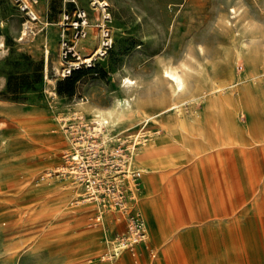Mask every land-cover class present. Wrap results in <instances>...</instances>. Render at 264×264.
<instances>
[{
    "label": "rangeland",
    "instance_id": "rangeland-1",
    "mask_svg": "<svg viewBox=\"0 0 264 264\" xmlns=\"http://www.w3.org/2000/svg\"><path fill=\"white\" fill-rule=\"evenodd\" d=\"M63 1L40 0L37 9L50 24L39 31L37 23L35 33L23 34L24 17L14 0H0V264L121 262L109 247L123 228L121 213H112L114 225L104 229L95 220L97 204L80 202V186L73 196L60 187L39 192L31 188L47 179H72L61 170L69 149L63 123L70 111L80 110L79 94L86 96V104L107 105L126 89L138 87L160 93L166 108L172 99L180 102L185 131L177 172L186 189L171 182L151 183L148 190L143 178V189L132 198L162 202L180 192L199 221L179 225L181 220L168 212L167 220H158L155 244L141 208L149 236L137 246L140 254L124 251L129 264H144L153 247L164 250V231L176 243L170 254L184 255L186 264H201V247H262L261 256L245 259L225 251L214 264H264V0H106L112 46L95 68L83 69L73 83L56 72L63 62L54 23ZM230 5L240 11L233 23L236 44L247 48L242 63L234 59L229 39L219 41L213 31ZM176 22L180 25L174 28ZM96 41L89 36L83 43L91 49ZM203 41L206 52L199 54ZM164 65L182 72L184 91L171 92L161 76ZM123 78L135 82L126 88ZM221 99L230 104L249 144L226 143L230 131ZM172 112L157 117L164 127L173 123ZM139 125L129 127L137 130ZM185 238L196 247H180ZM100 245L104 253L96 254Z\"/></svg>",
    "mask_w": 264,
    "mask_h": 264
},
{
    "label": "built area",
    "instance_id": "built-area-1",
    "mask_svg": "<svg viewBox=\"0 0 264 264\" xmlns=\"http://www.w3.org/2000/svg\"><path fill=\"white\" fill-rule=\"evenodd\" d=\"M14 2L24 17L23 34L35 33L37 23L41 24L39 31L50 24L37 9L40 0ZM111 23L106 0H86L84 5L78 0H64L54 23L59 29V56L63 62L56 71L58 75L64 78L77 70L95 68L112 46ZM92 27L96 29L94 33H91ZM89 36L97 38L91 49L83 43ZM86 99L79 94L81 102ZM69 114L63 123L69 149L64 154L62 173L71 176L83 189L81 203H95L100 210L125 213V229L113 239L112 252L116 255L125 249L134 251L147 235L142 214L128 204V200L134 201L132 195L139 190L142 176V170L134 166V152L156 131L147 128L146 121L132 132L109 127L110 119L102 115L86 117L80 110H72ZM100 210L96 213V221L101 220Z\"/></svg>",
    "mask_w": 264,
    "mask_h": 264
},
{
    "label": "bare ground",
    "instance_id": "bare-ground-1",
    "mask_svg": "<svg viewBox=\"0 0 264 264\" xmlns=\"http://www.w3.org/2000/svg\"><path fill=\"white\" fill-rule=\"evenodd\" d=\"M239 13H240L239 7H236L235 5H230L228 11L222 17L221 21L215 24L213 31L216 39H218L219 41L229 39L230 43L233 45L232 55L234 59L242 63L247 57V48L246 46L244 47L242 44L239 43L236 44V40L239 39V36L236 33V29L234 27L235 25L233 23V19L236 16H238ZM205 44H206L205 41H203L200 42V44L198 45L199 54H204L206 52ZM218 52L220 51L218 50ZM166 73L168 75H166ZM161 76L165 79L166 83L171 89V92L174 95L184 91L185 80L181 71L177 70L172 66L164 65L161 70ZM171 77H175V79ZM178 79L183 84L182 88L179 87L177 84ZM123 81L124 84H126L125 86L131 85L130 83L127 82H133V83L135 82L134 80L129 78H123ZM141 101H142V97L135 96L134 94H132L129 98L125 97L124 102L119 105L117 104L116 107L114 108L113 110L114 116L110 118L109 127H114L117 122L129 118L134 113H138L141 115L140 122H137V124L141 125L142 122L144 121H146V123L150 122L151 125L157 124L159 129L162 130V133L156 134L157 133L156 131V133L151 136L148 142L140 145L139 147H136V150L134 152V157L136 158L137 165L141 167L144 171L143 178L146 183L145 185L149 190L150 187L149 185L151 183L162 185L163 183L170 184L171 182H176L184 186V188L186 189L182 175L177 172V168L181 165L179 159L183 150L182 149L183 143L181 141L180 136L182 132L185 131V127L182 122L183 118L181 114L180 102L172 99L168 105V108L164 110H158L152 113H146L141 110L140 107ZM221 106H222L223 114L227 120V128L230 131V137L226 143L234 147H241L243 145L249 144V141L247 140V137L242 131L236 117L231 115L230 107H229L230 104L228 103V101L225 99H221ZM170 110L173 111L172 112L173 123L172 124L170 123V125L164 127L162 120L156 117L161 116ZM100 115L102 116L111 115V113H107V114L101 113ZM75 183H76L75 180L73 178L69 179V177H67V179L61 183H57L55 180L52 179H47L45 182H43L40 185L35 184L31 189H33L36 192H39V191L48 190L52 187L55 188L60 187L63 190H65L66 195L73 196L75 195V193H77V188L79 187V184H75ZM180 194H181L180 192H176V193L172 192L170 193L169 198L162 202L158 201L156 198L153 197L149 198L148 200L137 202L140 209L143 208L147 212V218L150 225L151 236L152 238L153 236H155V238L153 239L155 244L159 242L158 235L160 228H159L158 220L161 219L167 220L169 217L168 212H172L174 215H176L178 220H181V222H179V225L187 224L188 226H190L195 221H199L198 215L194 213L192 206L188 203L187 196ZM165 203H167V205L169 206L168 209L165 206L166 205ZM92 206H94V204H92ZM100 211L101 212L98 213V215L101 216V223L104 229H106L107 227L112 228V226L114 225L112 222L113 220L112 213H110L108 209H105V211L104 210H100ZM183 216H185L184 220H183ZM143 219H144L145 229L147 231V235L145 238L146 240L147 237L149 236V232L144 214H143ZM164 232H165L164 240H167L165 243L166 247L161 252H158L153 247L152 253L149 254L148 256L149 259L146 260L144 264H186V258L184 255L176 256L170 254V251L173 249L172 247L176 246V243L170 241L168 239L167 232L166 231ZM194 244L197 245V243L195 242ZM194 244H191L190 241L187 240V238H185V242L182 245H180V247H196ZM111 246L112 245H109L110 248ZM103 249L104 247H102L101 245L98 246L96 250L97 252L96 254L104 253L101 252ZM201 249H202V254L205 255L204 258L201 260L202 261L201 264H214L215 259L222 258L225 251H227L229 254L233 256H238L239 258L242 259L249 257H259L262 254L261 252L262 247H201ZM112 250L113 249H111V251ZM124 251L125 250H122L121 252H117L116 255H113V257L115 258L121 257L120 258L121 262L119 264H129L131 261L129 260V257L127 255H124ZM196 254L198 253L196 252Z\"/></svg>",
    "mask_w": 264,
    "mask_h": 264
},
{
    "label": "crops",
    "instance_id": "crops-1",
    "mask_svg": "<svg viewBox=\"0 0 264 264\" xmlns=\"http://www.w3.org/2000/svg\"><path fill=\"white\" fill-rule=\"evenodd\" d=\"M78 1L80 3H82L83 5L86 4V0H78ZM68 5L71 6L70 3ZM93 14H94V12H91V15H93ZM179 25H180V23L176 22L174 25V28L179 27ZM91 33H94V31L92 29H91ZM175 41L178 42L177 40H175ZM125 85L126 84H124V86ZM125 87L129 88L130 85L125 86ZM131 91L132 90H130V89H126L123 96H118V98H116V100H111L107 105H101L98 103H96V104L80 103L79 104L80 106H78V108L81 111H83L86 116L98 115V114L100 115L101 113H104V114L111 113V115H105V117H108L110 119L114 116L113 110L116 107V105L122 104L125 97L129 98L132 94H134L135 96H141L143 98V103L140 105L141 110L143 112H156L158 110H164L167 106V104H166L167 102H165V99L162 97V95L160 93L152 92V91L143 89L142 87H138L135 90H133L132 92ZM121 101H122V103H121ZM140 117H141L140 114L134 113L129 118L117 122L115 124V127H117V129L126 128L130 131H134L137 126H135L134 128H130L129 124L134 123L136 125L137 122H140ZM157 117H160V116H157ZM147 128H149L151 131L153 129H155V131H157L159 129L157 124L150 125V126L148 125ZM133 159H134L133 160L134 166L137 167L138 169L142 170L141 184H140V188H139V190H141L144 187V182H143L144 171L141 167H139L137 165L136 158L134 157ZM129 205H132L134 208H136L142 214L141 209L135 200L131 201V203ZM110 213H117V214L121 213V216H120L121 218H120L119 222H123L124 225H123V228L117 233V235H118L121 231H123L125 229L126 215L124 212L119 211V210H111ZM142 216H143V214H142ZM146 233H147V231H146ZM137 246L135 247L134 251L130 250L133 256H135L136 253L140 254L143 251L142 249H139Z\"/></svg>",
    "mask_w": 264,
    "mask_h": 264
},
{
    "label": "trees",
    "instance_id": "trees-1",
    "mask_svg": "<svg viewBox=\"0 0 264 264\" xmlns=\"http://www.w3.org/2000/svg\"><path fill=\"white\" fill-rule=\"evenodd\" d=\"M82 71L83 69L74 71L70 76L66 77L67 82L73 83L74 81H76L78 78V74Z\"/></svg>",
    "mask_w": 264,
    "mask_h": 264
},
{
    "label": "clouds",
    "instance_id": "clouds-1",
    "mask_svg": "<svg viewBox=\"0 0 264 264\" xmlns=\"http://www.w3.org/2000/svg\"><path fill=\"white\" fill-rule=\"evenodd\" d=\"M0 47H3V45L0 44ZM189 59H191V57H189ZM127 83H133V82H127ZM177 84H178L179 87H181V88L183 87V84H182V82L179 79L177 80Z\"/></svg>",
    "mask_w": 264,
    "mask_h": 264
},
{
    "label": "snow or ice",
    "instance_id": "snow-or-ice-1",
    "mask_svg": "<svg viewBox=\"0 0 264 264\" xmlns=\"http://www.w3.org/2000/svg\"><path fill=\"white\" fill-rule=\"evenodd\" d=\"M166 75H168V74L166 73ZM171 78L175 79V77H171Z\"/></svg>",
    "mask_w": 264,
    "mask_h": 264
}]
</instances>
